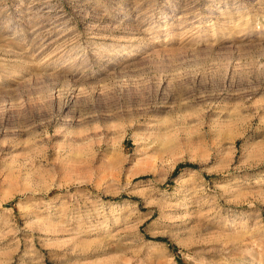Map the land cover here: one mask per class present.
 Masks as SVG:
<instances>
[{
	"label": "rangeland",
	"instance_id": "1",
	"mask_svg": "<svg viewBox=\"0 0 264 264\" xmlns=\"http://www.w3.org/2000/svg\"><path fill=\"white\" fill-rule=\"evenodd\" d=\"M0 264H264V0H0Z\"/></svg>",
	"mask_w": 264,
	"mask_h": 264
}]
</instances>
